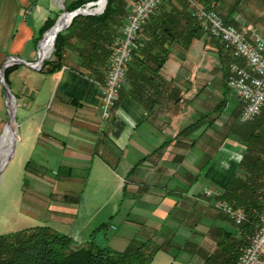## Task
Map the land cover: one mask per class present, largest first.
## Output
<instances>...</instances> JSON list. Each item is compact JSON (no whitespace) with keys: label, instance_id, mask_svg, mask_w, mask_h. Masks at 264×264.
Masks as SVG:
<instances>
[{"label":"crops","instance_id":"obj_1","mask_svg":"<svg viewBox=\"0 0 264 264\" xmlns=\"http://www.w3.org/2000/svg\"><path fill=\"white\" fill-rule=\"evenodd\" d=\"M59 5V0H0V70L11 57L35 61L36 34L50 15L59 14ZM258 5L264 10V0L217 3L221 16L233 15L237 29L256 32ZM63 36L71 44L64 48L60 69L44 75L14 64L8 74L9 89L17 109H22L17 125L22 159L41 168L44 180L56 184L59 198L69 201L60 207V214L82 221L56 231L79 243L121 210L118 220L160 221L168 218V208L183 204L188 207L186 214L182 212L184 220L190 213L191 220H222L210 218L211 198L203 191L222 192L227 187L244 146L226 134L225 126L237 118L241 103L235 96L238 104L232 106L226 97L216 42L202 35L187 49L172 45L158 73L151 60L141 63L132 58L118 101L104 120L100 95L108 60L94 57L82 63L77 48L83 45L69 31L64 30ZM47 52L48 46L42 49L43 55ZM3 113L5 94L0 84V116ZM48 170L53 178L46 176ZM149 188L163 192L157 207L146 202ZM184 193L188 201H177ZM148 204L152 209L145 208ZM98 220L102 221L96 227ZM136 233L120 237L123 247L116 250L126 249Z\"/></svg>","mask_w":264,"mask_h":264},{"label":"trees","instance_id":"obj_2","mask_svg":"<svg viewBox=\"0 0 264 264\" xmlns=\"http://www.w3.org/2000/svg\"><path fill=\"white\" fill-rule=\"evenodd\" d=\"M94 1L96 0H74L65 3V8L71 12ZM134 1L136 0H107L101 14L77 16L72 20L66 31L83 45L82 48H77L82 63L91 62L94 57L109 59L112 43L120 31L130 2ZM191 2L205 9L215 10L218 0H164L143 26L141 39L135 43L132 52L133 58L141 59V63L145 59L151 60L154 64V72L158 73L167 60L172 45L177 44L187 49L193 40L200 38L204 31L192 16ZM237 4L238 2L232 5L230 14L234 12ZM54 22L55 18H48L44 22L39 36L35 38V44ZM63 32L57 35L50 57L43 61L39 70L41 73H53L62 66L64 48L71 44L63 36ZM216 45L221 52L220 63L223 65L222 71H225L223 78L226 83L228 71L225 68L229 63L238 60L224 49V44L220 45L219 41H216ZM14 67L5 70L4 79L7 84L8 74ZM229 128L233 138L244 146V152L237 172L227 187L209 202L210 206L217 201L227 203L234 211L243 214L244 221L239 225V237H233L231 233L221 228L215 227L214 231L209 228L207 232L214 240L215 247L203 257L201 264H237L250 237L255 233L259 216L264 209V106L259 116L251 122L240 124L233 121ZM219 215L217 213L216 217L220 218ZM105 228L106 224L100 225L85 243H77L48 226L30 227L0 235V264H148L150 262L151 254L145 251L147 243L140 245L131 243L123 251L98 246L94 236Z\"/></svg>","mask_w":264,"mask_h":264},{"label":"rangeland","instance_id":"obj_3","mask_svg":"<svg viewBox=\"0 0 264 264\" xmlns=\"http://www.w3.org/2000/svg\"><path fill=\"white\" fill-rule=\"evenodd\" d=\"M72 1L74 0H66L65 3H70ZM135 2L136 1L130 2L127 14L130 12L131 7L134 5ZM86 5H84L82 8H88V10H92V8H94V6L86 7ZM258 6L259 8L254 9V11L256 10L255 12L256 14L258 12L260 13V15L257 16L258 19L260 20L259 23L256 25V30L260 35L264 36V16H263L264 10L262 6L260 5ZM191 8H192L191 10H193L192 3H191ZM213 11H215L221 17V19L225 24L228 22L227 23L228 25H231L236 28V25L232 22L233 15H231L230 17L225 14L221 16L219 7H217ZM60 14H61V10L59 11L58 15L55 16L53 14L50 15L49 17L55 18L56 20V18ZM94 15H99V14H94ZM124 19L120 26V29L124 23ZM148 20L143 24V26L148 22ZM120 31L117 36L120 35ZM203 35L209 37L205 32ZM38 36L39 35L37 33L36 38ZM209 38L213 39L215 42L216 41L218 42V40L214 38L211 37ZM139 39H141V32L137 35L135 43L138 42ZM221 44L222 43H220V45ZM224 49L228 51L230 55H234L232 50L228 46L224 45ZM234 57L239 62L237 61V62L229 63L227 65L228 67H226L225 70L228 71L229 66L232 63H236V64L242 63L241 66L246 68L245 61L243 59H239L236 56ZM110 60H111V55L108 59V63L104 70V80L107 69L110 65ZM32 72H38V71L32 70ZM125 79H126V75H125ZM124 83L125 80L122 83L119 91L121 90ZM225 94L226 97L231 98L230 102L232 106L238 104V100L235 97L236 95H234L235 93L232 91V89L228 87V85H227V89L225 90ZM118 98H119V94H118ZM117 101L115 102L113 108L115 107ZM241 108H242V103L237 118L234 117L233 119L235 122H238L240 124L248 123V122H241L239 119ZM21 111H22L21 108H18L16 111V122L13 124V128L15 129H17L16 126L19 125L22 121ZM6 119H7V115L6 113H3L0 116V133L6 123ZM231 123L232 122L230 121L225 126L226 134L228 136H233L229 128ZM18 142H19V134L17 135L16 133V146L13 151V155L6 164L0 176V235L13 233L25 228L36 227V226H48L54 230L62 229L63 231L68 229L69 226L71 227L72 224L74 225L75 223H77V225H79V223L82 221L75 220L74 215L60 214L59 212L60 207L66 206L67 202L69 201L64 202L59 198L60 194L56 193V189H55L56 184L52 185L50 182L44 180L43 170H41V168H38V166H36L34 162H29L28 164V160L24 158H23L24 160L22 159V154H21L22 147L21 146L19 148L17 147ZM7 154H8V146L1 147L0 163L7 156ZM46 176L53 178L50 170L46 172ZM36 186H43L47 190L46 192L38 191L40 189L36 188ZM161 192L162 190L159 189H150V191H148L146 194V202L147 203L152 202L157 207V203L159 202L160 199L159 197L160 195L163 194V192L162 194ZM205 192L206 194L207 192H210V195L206 196ZM220 193L222 192L219 191L213 192L210 190L203 191V195L206 198H211V199L218 197ZM188 199L189 196H187L185 193L177 196V201H180L182 203L183 201L184 202L188 201ZM70 203H68V206L71 205ZM216 203L214 202V205H212L210 208L211 209L210 218H214V216H217V213H219L220 214L219 216L222 220H191V213L190 215L188 214L186 220H184L183 218H185V215L184 217L181 218L182 212L185 214L188 212V207L184 206L185 204L179 205L176 209L168 208L167 209L168 218L166 220H160V221L151 220V219L133 220L135 222L129 223V220L127 221L118 220V218H120L119 217L120 214L122 215V210H121L118 215L113 217V219L103 220L105 221L103 223H106L108 225V228L99 230L94 236V241L100 247H108L109 249L118 251L116 250L117 248L123 247L122 244L123 240L120 237L126 235H127L126 237H129L130 234H135L137 232L136 237L139 240L135 238L134 241H131V243H135V245L147 243L145 251L147 252V254H151V260L148 264H201L203 257L209 252H211L215 247L214 240H212V238L209 237L210 234L208 235V232H206L208 228H212L209 230L214 231L215 227H217L231 233L233 237L240 236L239 235L240 224L239 225L235 224L233 220H231L224 211L216 207ZM145 208H151L150 204L145 206ZM225 216H227L229 220L227 218L225 219ZM60 220H64L66 225L60 224L59 223ZM98 221L100 222H96L98 223L96 224V227H98L99 223H101L102 220H98ZM125 223L131 224V227L133 229L132 228L129 229L130 228L129 225L125 226ZM255 229H257V227ZM88 240L89 238L87 236V238L85 239L80 238L77 241H80L79 243H85ZM119 251H123V250H119Z\"/></svg>","mask_w":264,"mask_h":264},{"label":"built area","instance_id":"obj_4","mask_svg":"<svg viewBox=\"0 0 264 264\" xmlns=\"http://www.w3.org/2000/svg\"><path fill=\"white\" fill-rule=\"evenodd\" d=\"M164 0H136L126 15L120 35L111 46V60L107 69L100 98V112L103 119H109L118 99L119 89L125 80L128 64L132 59L137 35L143 24L154 14ZM192 3V2H191ZM192 15L202 30L211 38L228 46L234 56L243 59L246 68L232 63L228 69L226 83L242 103L241 122H251L264 106V36L254 29L239 30L225 24L213 10L193 4ZM221 194V193H220ZM219 194V195H220ZM209 196L210 192H205ZM218 195V196H219ZM216 207L224 211L237 225L244 221L239 211L218 201ZM264 209L259 216L257 229L243 250L237 264H264Z\"/></svg>","mask_w":264,"mask_h":264},{"label":"water","instance_id":"obj_5","mask_svg":"<svg viewBox=\"0 0 264 264\" xmlns=\"http://www.w3.org/2000/svg\"><path fill=\"white\" fill-rule=\"evenodd\" d=\"M59 7L58 9L61 10V14L56 18L55 23L51 28H49L46 32L43 33L40 41L38 42V51L36 55V59L33 62H25L20 60L18 57H11L7 60L1 67L0 70V84L4 90L5 94V106H6V123L0 133V149L3 146H8V154L0 163V176L2 171L4 170L6 164L10 160L11 156L13 155V151L16 146V133L17 129L13 128V124L16 122V111H17V102L14 95L11 93L8 84L4 79V73L7 68L14 64H19L26 66L32 70H40L42 63L44 60L48 59L52 53L53 46L57 35L66 30L69 25L71 24L72 20L77 16H88L94 14H101L105 9L107 4V0H97L95 2L88 3L86 7H91L92 10H88V8H78L74 11L68 12L65 8V0H59ZM27 24H31V14L30 12L26 15ZM49 41V48L48 52L41 56V49L43 44L46 41ZM17 127V126H16Z\"/></svg>","mask_w":264,"mask_h":264},{"label":"bare ground","instance_id":"obj_6","mask_svg":"<svg viewBox=\"0 0 264 264\" xmlns=\"http://www.w3.org/2000/svg\"><path fill=\"white\" fill-rule=\"evenodd\" d=\"M46 46H48V48H49V41H48V40L43 44L42 49H43L44 47H46ZM42 49H41V53H40L41 56H43ZM245 65H246V64H245ZM0 142H2V140H1Z\"/></svg>","mask_w":264,"mask_h":264}]
</instances>
